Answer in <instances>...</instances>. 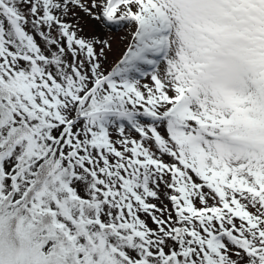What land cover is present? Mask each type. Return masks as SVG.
Instances as JSON below:
<instances>
[{"label":"snow or ice","instance_id":"1","mask_svg":"<svg viewBox=\"0 0 264 264\" xmlns=\"http://www.w3.org/2000/svg\"><path fill=\"white\" fill-rule=\"evenodd\" d=\"M0 264H264V0H0Z\"/></svg>","mask_w":264,"mask_h":264},{"label":"rangeland","instance_id":"2","mask_svg":"<svg viewBox=\"0 0 264 264\" xmlns=\"http://www.w3.org/2000/svg\"><path fill=\"white\" fill-rule=\"evenodd\" d=\"M87 27H88L89 30H87ZM85 31L87 33H91L90 26H87L86 25L85 26ZM103 35H104V38H108L109 39V36H108L109 34L108 33L104 32ZM123 35H124V30H120V31L116 32L113 35V37H115V38L113 40V48H114V51H113L112 59H115L116 55L118 54L117 50L121 46V38H122ZM110 56H111V54H110Z\"/></svg>","mask_w":264,"mask_h":264},{"label":"trees","instance_id":"3","mask_svg":"<svg viewBox=\"0 0 264 264\" xmlns=\"http://www.w3.org/2000/svg\"><path fill=\"white\" fill-rule=\"evenodd\" d=\"M87 30H89L88 27H87ZM111 56H112V53H111Z\"/></svg>","mask_w":264,"mask_h":264}]
</instances>
